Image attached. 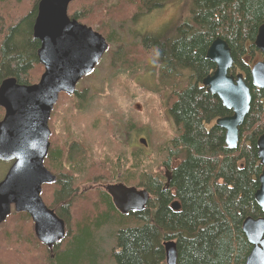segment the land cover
Returning <instances> with one entry per match:
<instances>
[{
	"label": "trees",
	"instance_id": "obj_1",
	"mask_svg": "<svg viewBox=\"0 0 264 264\" xmlns=\"http://www.w3.org/2000/svg\"><path fill=\"white\" fill-rule=\"evenodd\" d=\"M76 1L69 5L71 17L80 19L84 13L93 11L90 4L86 9L81 7L82 10L72 11ZM140 1L141 5L145 3L147 6L162 5L167 0ZM183 1L189 4V21L181 22L169 36V24L165 25L159 33L149 34L148 40L143 41V60L159 66L162 77L187 76L184 87L173 84L169 92L161 90V94H157L165 99H161L160 104L167 109L175 129L171 132L156 129L152 157L145 148L143 152L142 148L134 151L130 155L134 162L130 167H137V170L123 176L127 182H133L129 184L149 190L151 197L146 207L123 213L105 188L93 187L88 191L81 188L83 179L86 183L96 182L107 178L106 174L120 172L118 165L128 163L126 148L119 149L122 161L120 158L118 163L107 154L103 155L102 150H92L91 142L81 140L85 146L80 156L85 159L73 164L69 162L71 149L68 148L65 157L62 152L66 148L60 145L62 138L51 134L52 142L44 163L56 175V180L44 183L41 194H44V201L50 199L47 205L52 204L50 207L65 219L67 231L52 247L40 242L44 250L54 253L55 257L45 258L35 252L38 259L35 258L33 264H94L100 261L103 254L98 242L102 236L96 235L95 231L100 233L102 225L107 226L104 239L108 246L111 244L108 238L113 237V246L104 260L111 264H166L163 242L171 238L177 241V264H245L252 246L243 231V221L247 216H264L263 208L255 199L263 168L257 139L264 132V88L253 83L252 64L243 57H254L259 52L254 41L258 26L264 22V0ZM24 2L0 0V33L3 31L0 37V82L8 76H15L22 83L37 82L44 70L38 56L40 40L33 34L39 0L26 14L18 16L17 10ZM104 9L106 5L100 7V10ZM124 12L126 10L121 6L116 11H108L113 18ZM6 17L13 23L7 25ZM116 34L114 31L105 33L109 42ZM216 36L227 40L234 58L231 72L244 73L252 94L251 107L240 127V142L236 148L227 146L225 129L216 123L218 117L232 111L217 94L202 84V78L215 68L206 51ZM137 44L125 45L128 47L125 51L123 45L114 52L112 50L115 56L119 54L118 59L123 55L122 70L134 69L139 64L135 52ZM150 47L155 52H151ZM35 68L39 73L34 77L32 70ZM118 83L122 92L126 84ZM131 125L135 126V123ZM100 143L108 148L113 145L107 138H102ZM175 159H178L176 163ZM141 163H144L143 167ZM161 166L172 168L168 187L167 177L159 170ZM130 174L138 176L139 181L130 179ZM175 199L180 204L178 209L172 206ZM55 201L59 204L53 207ZM27 219L33 225L29 213L13 211L4 221L14 239L12 236L5 238L7 244L0 246V264L32 261L31 256L26 257V245L34 246L38 242L28 230Z\"/></svg>",
	"mask_w": 264,
	"mask_h": 264
},
{
	"label": "water",
	"instance_id": "obj_2",
	"mask_svg": "<svg viewBox=\"0 0 264 264\" xmlns=\"http://www.w3.org/2000/svg\"><path fill=\"white\" fill-rule=\"evenodd\" d=\"M71 1L38 2L33 34L40 40L38 56L44 65L39 80L22 83L15 76H8L0 83V105L5 109L0 120V160L14 161L0 181V226L12 211H25L32 217L36 236L49 247L66 235L65 221L41 194L44 183L56 180L44 163L51 145V114L59 94L75 92L77 82L94 69L109 46L104 34L69 15ZM255 44L264 52V22L259 26ZM206 56L215 63V69L202 78V83L232 111L218 117L216 123L225 129L227 146L236 148L240 127L251 107V89L243 72H230L234 58L226 39L216 36ZM251 75L253 83L264 88V60L254 63ZM140 141L147 144L145 137ZM257 146L263 168L255 199L264 210V132L258 137ZM166 176L168 186L170 170ZM105 189L123 213L143 210L151 196L147 188L123 182L109 183ZM172 206L178 209L179 201H173ZM242 228L252 246L245 264H264V216H247ZM163 246L166 264H177V241L167 239Z\"/></svg>",
	"mask_w": 264,
	"mask_h": 264
},
{
	"label": "rangeland",
	"instance_id": "obj_3",
	"mask_svg": "<svg viewBox=\"0 0 264 264\" xmlns=\"http://www.w3.org/2000/svg\"><path fill=\"white\" fill-rule=\"evenodd\" d=\"M36 1L25 0L23 6L17 10L19 13L18 16L26 14L31 5L36 3ZM89 4L93 6V11L87 14L84 13L85 10L82 11L84 15L79 20L93 26L94 29L99 28L97 30L103 34H108L110 31L117 32V34L113 37V41L109 42L111 48L103 53L94 69L78 81L76 86V88L78 87V94L70 95L71 93H62L56 111L50 120V127L53 137L56 135L57 138H62L60 139V145L62 144L66 148L65 151L62 149V154L65 157L69 153V149H71L69 162L73 164L80 157L85 159V157L80 156L81 150L85 146L84 143H81V140L88 143L91 142L92 150H102L101 153L103 155L107 154L116 161L121 158L118 156L119 149L125 150L126 148L128 163L123 162L122 165L124 167L118 165L120 172L115 175L106 174L107 178H102L99 181L91 183L93 185H89L90 183H86L83 179L80 181V185L84 191L94 189L92 186L96 187L101 183L107 184L109 181H116L114 179L125 180L126 178H123L124 175L126 176L128 173L137 170V167L134 169L130 167L134 163L132 158L130 160L131 151L142 148L143 152L145 148L146 152L152 157V149H154L157 140L156 129L163 128L168 130V132L175 129V125L166 111L167 109H164L162 104H160V100L163 98L157 97V94H161V90L169 92L173 84H177L176 86L180 88L184 87V84L187 82V76L185 75L183 78L177 76H173L172 78L162 77L159 66L154 63L148 64V61L143 60V41L148 40L149 34H156L152 33L149 29L153 28L155 32L159 33L166 27L165 25L169 24L167 33V36H169L181 22L185 20L189 21L188 19L190 17L189 4H186L183 0H167L162 5H158L144 13H141L139 8L146 7V4L141 5L140 0H77L72 6V11L82 10L81 7L86 9ZM105 5L106 9L100 10V7L103 6L105 8ZM119 6L126 10V13L116 15L115 19L108 11H116ZM17 12L13 10L14 15H17ZM6 23L8 25L13 22L6 17ZM2 33H0V37ZM144 35H147V37L145 38ZM134 43H138L136 45L137 47H135V52L138 53L137 59L139 60V64L134 69L122 70L123 55L118 59L119 54L115 56L113 52L121 45H123L122 50L124 49L125 51V45L128 46ZM150 48L151 52H155L153 47ZM243 58L250 64H253L258 59H262V54L258 53L253 62V57H250V55L244 56ZM38 73L39 70L36 68L32 70L34 77ZM117 81L126 84L122 92L119 88L120 84ZM79 94H82V97H79ZM163 100L165 101V99ZM2 113V109L0 108V117L3 115ZM132 123H135V126H132ZM140 137H145L149 145L142 144ZM102 138L110 140L113 143L112 147L108 148L107 145H104L106 141L100 143ZM50 141L52 142L51 136ZM134 144L137 147H131L130 149V146ZM91 149L88 150L91 151ZM141 164L143 167L144 163ZM9 166V163L0 160V181L5 177ZM158 167H155V170ZM166 168V166H161L159 170L164 173ZM122 171L124 172L122 173ZM129 176L130 179H137L139 181L138 176L133 174ZM127 183L133 182L128 181ZM55 203L53 207L57 206L59 201H55ZM50 206L52 204H49ZM27 223L30 234H32L34 241L36 240L38 244L35 242L34 246L26 245V251L28 252L26 257H32V261H27L26 264H33V260L35 258L38 259L35 252L36 254L45 255V258L49 256L52 258L55 257L54 253L44 250L42 246L44 242L36 237L34 223L32 225L29 219H27ZM7 225L8 223L6 222H3L1 225L0 246L7 244L5 238L8 239L12 236L11 239H14V236L11 235L12 231H10V234L9 230L6 229ZM106 229L107 226L102 225L99 228V231L102 233H99L97 230L95 231L96 235L102 236V240L98 242V248H100L103 256L100 257V261L97 260L94 264H111L110 262L104 261L109 256L110 248L113 246V237L108 238L111 243L109 246L107 240L104 239L107 235ZM4 232H6V235L3 234ZM34 235L36 238H34ZM46 262L51 263L48 259H46Z\"/></svg>",
	"mask_w": 264,
	"mask_h": 264
},
{
	"label": "flooded vegetation",
	"instance_id": "obj_4",
	"mask_svg": "<svg viewBox=\"0 0 264 264\" xmlns=\"http://www.w3.org/2000/svg\"><path fill=\"white\" fill-rule=\"evenodd\" d=\"M156 6H158V3H155V4H149V5H147L146 7H141L139 10L141 11V13H144V12H147V10L149 11V10H151L152 8H155ZM81 22H82V21H81ZM259 26H260V25H259ZM259 26H258V29H259ZM258 29H257V33H258ZM149 30H150L152 33H156V34H157V32H155V30H154L153 28H151V29H149ZM104 35H105V34H104ZM105 36H106V35H105ZM254 42H255V41H254ZM255 45H256V44H255ZM256 47H257V46H256ZM257 48H258V47H257ZM258 49H259V48H258ZM261 51H262V50L259 49V52H257V54L260 53ZM260 54H264V52H261ZM256 56H257V55H256ZM256 56H254L252 60H254ZM262 57H263V55H262ZM251 68H252V67H251ZM214 69H215V68H214ZM230 72H231V70H230ZM237 72H239V71H237ZM241 72H242V71H241ZM244 77H245V75H244ZM77 83H78V82H77ZM202 84H203V83H202ZM76 86H77V84H76ZM258 88H259V87H258ZM77 91H78V87L76 88L75 92L71 93L70 95L78 94ZM1 107H2V106H1ZM2 109H3V115H2V118H3V116H4V114H5V109H4L3 107H2ZM231 113H232V112H231ZM231 113H230V114H231ZM227 115H229V114H227ZM2 118H1V119H2ZM1 119H0V120H1ZM140 138H141V137H140ZM140 142H141V141H140ZM131 147H137V145H136V144L131 145V146H130V149H131ZM134 151H136V150H132V151H131V154H132ZM118 153H119V152H118ZM119 154H120V153H119ZM119 154H118V156H120ZM121 159H122V155H121ZM79 160H82V157H80ZM79 160H78V161H79ZM177 160H178V159H175V160H174V163H176ZM78 161H77V162H78ZM13 162H14L13 160H12V161H6V163H9V164H10V166L13 164ZM77 162H76V163H77ZM76 163H75V164H76ZM10 166H9V167H10ZM172 167H173V165H172ZM168 170H170V173H171L172 168H166V170H165V172H164L165 177H167L166 174H167ZM114 180H116V181H109L107 184H109V183H118V182H123V183H125V184H127V185L129 184V183H127L126 180H123V179H114ZM89 183H90L89 185H93V184H91V183H93V182H89ZM107 184H106V183H105V184H104V183H101L100 185H98V186H96V187H101V188L104 189V188H105V185H107ZM92 187H94V186H92ZM167 187H168V186H167ZM108 193H109V192H108ZM109 195H110V194H109ZM110 196H111V195H110ZM111 199H112V196H111ZM112 200H113V199H112ZM175 200H176V199H175ZM177 201H178V200H177ZM60 217H61V216H60ZM31 218H32V217H31ZM33 223H34V222H33ZM1 225H2V223H1ZM0 228H1V226H0ZM55 243H56V242H55ZM55 243H54V244H55ZM54 244H53V245H54Z\"/></svg>",
	"mask_w": 264,
	"mask_h": 264
},
{
	"label": "bare ground",
	"instance_id": "obj_5",
	"mask_svg": "<svg viewBox=\"0 0 264 264\" xmlns=\"http://www.w3.org/2000/svg\"><path fill=\"white\" fill-rule=\"evenodd\" d=\"M49 169V168H48ZM50 170V169H49ZM51 171V170H50ZM53 173V172H52ZM54 174V173H53ZM62 218V217H61ZM63 220L65 221V219L63 218ZM65 224H66V221H65Z\"/></svg>",
	"mask_w": 264,
	"mask_h": 264
}]
</instances>
